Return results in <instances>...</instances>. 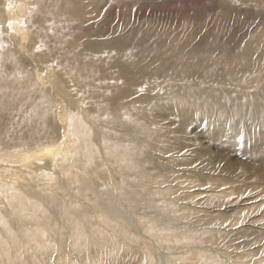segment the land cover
I'll return each mask as SVG.
<instances>
[{
	"label": "bare ground",
	"instance_id": "bare-ground-1",
	"mask_svg": "<svg viewBox=\"0 0 264 264\" xmlns=\"http://www.w3.org/2000/svg\"><path fill=\"white\" fill-rule=\"evenodd\" d=\"M24 1L28 4V8L22 17V12L17 9V1L0 0V30L4 29L6 32L5 38L0 31V139L9 135L20 138V142L16 146L10 148L5 146L0 150V155H2L0 163L2 166L0 167V256L7 255L5 264H24L22 258L25 256V252L35 251V249H47L49 247L60 249L61 240L57 242L58 237L54 235H62L59 229L53 231L45 227L41 228V221L39 223L37 221L35 225L26 219L30 217L35 219L36 215H41L43 212L41 207H43L45 210L48 209L49 215L54 214L61 223L63 222L55 212L54 206L57 205L58 195L61 194L62 179L75 181L77 172L66 176L63 174L69 173L66 171L70 170V165L80 163L81 156L91 159V165H93L95 158L98 155H103L107 164L110 160L123 163L132 173L136 167L135 160H139L141 164L134 174L138 175V178H147V188L146 191L141 190V194H145L144 197L141 198L137 195L136 200L139 198L140 204L150 200L160 208L167 209L171 204L165 202L168 200V196L164 195L159 199L158 196L162 191L161 188H157L165 178H160L153 169L148 168L150 158L143 152L147 145L145 144L142 150L137 147L139 146L138 140L129 145L127 142L132 140L129 136L152 138V143L149 146L160 150L157 151L158 153L172 151L176 155H184L182 153L183 140L182 137H178L182 135L184 129L171 127L164 132H159L157 128L151 126L153 121H160L159 114L161 113L159 111L168 104H172L174 116L177 117L176 119L180 118L181 123H185L189 116L193 123L197 122L203 117L198 119L195 111H201L204 115H213L210 125L213 127L218 125L220 128L218 130L222 136H233L239 132L245 133L246 130L243 128L241 118H236L230 122L234 118L232 115H237L242 111L241 106L225 105L226 96L232 95L236 99H240L244 94H241L240 91L244 92L249 78L253 81L257 77L264 78V52H257L251 39L246 41L241 53V59L244 58L248 63L242 69H236L237 64L232 63V55L225 57L217 49L213 52L218 60L226 62L223 71L226 70L228 74H225L224 79L220 80L221 85H229L235 88L232 91L221 93L214 88H199L204 83L196 81L204 74L211 80L214 79L213 59H209L210 64L205 66V62L197 59L192 51H188L185 52V63L181 67H171L169 70H164V65L158 63L163 61L161 55L156 53L158 43L151 46L146 45L141 47V52L134 51L132 53H129L127 49L125 50L123 40L118 42L122 48L115 47L114 43H117L116 40L118 41L121 36L119 35L120 28L112 24L115 9L112 8L111 3H109L107 11L102 13V1L104 0ZM223 2L225 5L226 0ZM79 25H86V28L80 29L78 28ZM98 25H101V30L94 29V35L100 38L105 35L106 30H110L111 33L115 34V37L107 40L95 38L93 41L85 39L84 37L93 35L85 33L86 29ZM76 39H80V41L74 45ZM175 39L181 40L179 35ZM103 43L106 45L103 46ZM5 46L7 49L4 48ZM192 49L197 50L196 48ZM178 53L169 52L167 54L168 60L172 55ZM23 55L29 58L28 66L32 65L31 63L35 65V71H39L40 68L43 69L50 82L53 83V87L43 91L44 99L36 100L29 106L27 115L21 117L18 106L15 107L21 98V89H13L12 94L16 95V98L13 99L7 96L6 85L24 84L27 90L35 91V89L30 88L33 84L28 83L32 79L27 71H24L26 65ZM249 57L254 58L249 61ZM137 77L150 79L154 77L159 82L169 78L172 79V82H179V85L166 93L155 95H150L152 89L148 88L149 92L140 96L137 95L141 91L139 89H132V87L114 89L110 87V85L117 86L123 80ZM262 83H264V79ZM52 92L58 93L64 99L62 106L52 107L47 98ZM201 92H207L211 102L202 103L200 101ZM31 96L35 99V93ZM6 102L10 104L6 106ZM177 105H183V107L178 108ZM125 107L129 108L130 111ZM91 110L95 111V117L89 116ZM55 113V117H59L62 124L59 131L54 129L52 125ZM161 123L165 122L161 120ZM23 124H32L33 128L23 133L18 129ZM114 130L126 132L124 135H120L113 133ZM21 134L27 136L22 139ZM118 136L126 142H123ZM111 137L119 142H111ZM157 138H163V140L156 143ZM170 140H175V142L168 144ZM42 141H48L50 144H43ZM7 155L11 156L8 157ZM149 184H153V186L149 187ZM211 191L217 190L213 188ZM223 193L225 194L223 200L207 199V203L210 207H219L218 211L222 210L221 207L226 204L224 202L229 201L237 204L233 214L223 217H211L209 215L208 218L204 215H197L193 218L191 216L186 218L188 214L182 215L181 213L180 218L186 220L187 223L183 221L181 227L185 230H177L178 234L181 232L183 238L193 239L190 229L194 227L197 229L195 232L197 238L201 242H209L208 245L198 243L193 245V249H197L199 253L200 248L214 252L215 248L212 244L215 240L213 236L221 234V232L228 233L229 230H231L230 236L226 235L228 242L223 239L221 234L220 246L228 250L231 249L232 244L230 242L231 238H234L232 233L236 231L235 225L243 223L242 221L248 218L247 215L260 211L261 205L259 203L253 204L251 208H244L238 204L249 197L247 193L238 192L234 198L232 197L233 194L227 190H223ZM91 205L96 209L98 216L105 218V222L109 223L114 219L116 211L113 205L107 210H102L94 202ZM100 210L102 211L99 212ZM183 210L201 212L194 204L186 205ZM137 211L139 210L136 208L130 210L127 221H129L132 212ZM144 214L145 212H140L138 220L135 219L142 237L150 229L148 225L139 221ZM42 220L47 222L49 217L47 218L43 214ZM114 220L116 223L118 222L116 219ZM165 221V217L163 221L156 224H154V219L152 220L156 228L162 226ZM256 222L255 220L254 223L250 222L247 225L253 224L252 226H254ZM197 223L200 225H195ZM30 225L35 229V232L25 231L26 226ZM240 226L238 225L239 228ZM167 228L168 226L164 227V229ZM255 230L256 233L251 232L247 237L249 239V236L253 235L255 242H258L264 236V229L256 227ZM36 233H38L41 242L35 238ZM42 234L47 235V238L41 239ZM171 240L176 241L175 238ZM42 242H46V245H41ZM63 242L64 245L73 248L74 241L71 238V232L64 236ZM120 245L119 241H114L111 250L117 255V258L109 261V264H120L121 253L119 250L122 248ZM87 248L83 251H86ZM260 248H262V256H264V244H261ZM148 252L151 255L150 247ZM174 253L175 256H178V248ZM161 254L162 257L159 258L161 264L181 263L182 258L179 261L168 259L167 251H162ZM237 256L244 260L243 264L245 261L251 262L252 260L250 253H238ZM61 258L65 259V256L61 255ZM37 259V257H33L32 262L35 264ZM258 262L256 261V263ZM260 262L264 263V261ZM226 264L232 263L228 260Z\"/></svg>",
	"mask_w": 264,
	"mask_h": 264
},
{
	"label": "rangeland",
	"instance_id": "rangeland-1",
	"mask_svg": "<svg viewBox=\"0 0 264 264\" xmlns=\"http://www.w3.org/2000/svg\"><path fill=\"white\" fill-rule=\"evenodd\" d=\"M15 1H17V9L22 12L23 17L28 4L24 0ZM109 3L115 9L112 24L120 28L119 35L121 37L118 41L116 40L117 43H114L115 47L122 48L118 42L123 40L125 50L127 49L129 53H132L134 51L141 52V47L146 45L151 46L158 43L156 53L161 55L163 60L158 63L164 65V70H169L171 67H181L185 63V52L188 51H192L197 59L205 62V66L210 64L209 59H213L214 79L211 80L206 74L202 75L200 79L196 80L204 83L199 88H214L221 93L235 89L220 83V80L224 79L223 77L228 72L223 71L226 62L218 60L213 53L216 49L225 57L232 55V63L237 64L236 69H242L248 65L244 58L241 59V53L249 39L255 44L257 52H264V0H226V7L223 0H104L102 1V13L107 11ZM78 28L84 29L86 25H79ZM96 28L101 30V25L88 27L85 33L93 34ZM0 31L6 38L4 29ZM104 34L100 38L94 34L84 38L93 41L95 38L107 40L115 37V34L111 33L110 30H106ZM178 35L181 40L175 39ZM81 38L83 39V37ZM79 41L80 39H76V43L73 44L77 45ZM105 45L106 43H103V46ZM136 45L138 46L136 47ZM4 48L7 49L6 46ZM245 51L247 50L245 49ZM169 52L179 53L172 55L168 60L167 54ZM23 57L26 65L24 71H27L32 79L28 83L33 84V87L30 86V88L35 89V91L27 90L24 84L6 85V94L13 99L16 98V95L12 94L13 89H21V98L17 101L18 105L15 106H18L21 117L27 115L29 106L36 100L44 99L43 91L53 87V83L50 82L43 69L40 68L39 71H35V65L31 63L32 65L28 66L29 58L26 55ZM253 58L249 57L248 60L252 61ZM1 60L3 61V59ZM9 72L11 71L9 70ZM254 74L256 73L254 72ZM4 78L7 77L4 76ZM263 79L257 77L253 81L249 78L244 92L240 91L241 94L244 93L240 98L241 100L232 95L226 96L225 105L241 106L242 111L237 115H232L234 118L230 116L233 118L230 122L236 118H241L243 128L246 130L245 133L239 132L233 136H222L218 125L214 127L210 125L213 115H204L201 111L195 112L198 119L203 117L202 119L193 123L189 116L185 123H181L182 120L176 119L177 117L174 116L172 104H168L159 111L162 114H159L160 121H153L151 126L157 128L159 132H164L171 127L184 129L182 135L178 136L182 137L183 140L182 153L184 155H176L172 151L158 153L160 150L149 146L152 143V138L129 136L132 139L127 142L129 145L130 143L134 144L135 140H138L139 146L137 147L141 150L145 144L147 145L143 152L150 158L148 168L153 169L160 178H165L157 188H161L162 191L158 196L159 199L164 195L168 196V200L165 202L171 204L167 209L160 208L150 200L144 204H140L139 198L136 200L137 195L141 198L144 197L145 194H141V190L146 191L147 188V178H138V175L134 174L141 164L139 160H135L136 167L132 173L123 163L110 160L107 164L103 155H98L93 165H91V159L81 156L80 163L70 165V170L66 171L69 173L63 174L66 176L77 172L75 181L62 179L61 194L58 195L57 205L54 206L55 212L63 222L61 223L56 215H49L48 209L45 210L43 207H41L43 212L39 216L36 215V220L31 217L26 219L35 225L37 221V223L41 221V228L45 227L53 231L59 229L62 235H54L58 237L57 242L61 240L60 249L49 247L25 252V256L22 258L24 264H34L32 262L33 257L38 258L35 260V264H109V261L117 258V255L111 250L115 240L119 241L122 247L119 250L121 253L120 264H161L159 258L162 257V251H167L168 259L179 261L182 258L180 264L189 262L192 264H226L228 260L232 264H243L244 260L237 256L238 253H250V258H252L251 262L248 261L250 264H258L260 261H264L262 248H260V245L264 244V236L258 242H255L253 235H250L249 239L247 237L251 232L256 233V227L264 229ZM171 80L165 78L159 82L154 77L151 79L137 77L123 80L117 86L110 85V87L114 89L118 87L120 89H122L121 87L139 89V91L141 90L137 93L139 96L149 92L148 88H151L152 91L149 94L155 95L166 93L179 85V82H172ZM34 93L35 99L31 96ZM201 95L200 101L202 103L211 102L207 92H201ZM47 98L52 107L58 108L63 105L64 99L58 93H49ZM9 104L6 102V106ZM65 105L67 106L66 102ZM177 107L182 108L183 105H177ZM126 109L130 111L129 108ZM132 111L134 110L132 109ZM258 112L259 115H257ZM55 116L56 113L52 125L54 129L59 131L62 124L59 117ZM89 116L95 117V111L91 110ZM161 120L165 123H161ZM220 122L222 123V121ZM32 128V124H23L18 127L19 131L23 133ZM125 132L124 130H114L113 133L124 135ZM21 135L22 139L27 136L26 134ZM118 137L126 142L120 136ZM160 140L163 138H157L156 143L161 142ZM18 142H20V138L14 135L5 136L0 139V150L5 146H9L8 148L16 146ZM111 142L117 143L119 141L111 137ZM142 142L144 143L142 144ZM174 142L175 140H170L168 144ZM42 143L50 144L48 141H42ZM133 153L136 155L135 152ZM1 158L2 155H0V163ZM152 186L153 184H149V187ZM213 188L217 191H211ZM223 190L232 193L233 198L238 192L247 193L249 197H244L246 200L243 199L238 204L244 208H251L253 204L259 203L261 205L260 211L247 215L248 218L242 221L243 223L235 225L236 231L232 233L234 238H231L230 242L232 244L231 249L228 250L220 246L222 235L223 239L228 242L226 235L230 236L231 230H229L228 233L221 232L222 235L213 236L215 240L212 244L215 248L214 252L200 248L199 253L197 249H193V245L196 243L208 245L209 242H201L196 236L197 229L194 227L190 229L193 239L183 238L181 232L178 234L177 230H185L181 227L183 221L187 223L186 220L180 218L181 213L182 215L188 214L186 218L188 216L193 218L197 215H204L208 218L209 215L211 217H223L233 214L237 204L229 201L224 202L226 203L225 207H221L222 210L218 211L219 207H210L207 203V199L223 200L225 198ZM92 202L98 204L102 210H107L113 205L116 211L114 219L118 222L116 223L114 219L109 223L105 222V218L96 214V209L91 205ZM188 204H194L201 212L184 211L183 209ZM131 207L139 211L132 212L129 221H127L129 212L132 210L129 209ZM140 212H145V214L139 221L150 228L149 232H145L144 237H142L135 221V219L138 220ZM43 214L47 218L49 217V221L42 220ZM164 217L166 221L162 226L156 228L154 224L163 221ZM255 220L257 222L254 226H252L253 224L247 225L250 222L254 223ZM195 225L199 226L200 223ZM238 225H241L240 228ZM165 226L168 228L164 229ZM25 231L35 232V229L30 225L26 226ZM69 231L74 241L73 248L64 245L63 242L64 236L70 234ZM35 238L40 241L38 233L35 234ZM40 238L46 239L47 235L42 234ZM174 238L176 241L171 240ZM41 245H46V242H42ZM149 247L151 255L148 252ZM85 248L87 250L83 251ZM177 248L179 254L175 256L174 252ZM249 248H251L250 251ZM203 250L207 251L204 252ZM61 255H64L65 259H62ZM6 260V254L0 256V264H5ZM72 261L74 262L72 263ZM256 261L259 262L256 263ZM248 262L245 261V264H249ZM259 264L264 263L260 262Z\"/></svg>",
	"mask_w": 264,
	"mask_h": 264
}]
</instances>
